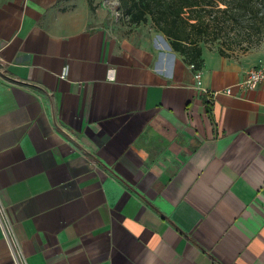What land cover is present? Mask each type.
<instances>
[{
    "label": "crops",
    "instance_id": "crops-1",
    "mask_svg": "<svg viewBox=\"0 0 264 264\" xmlns=\"http://www.w3.org/2000/svg\"><path fill=\"white\" fill-rule=\"evenodd\" d=\"M90 10L0 3V264H264V47L195 70Z\"/></svg>",
    "mask_w": 264,
    "mask_h": 264
},
{
    "label": "trees",
    "instance_id": "trees-1",
    "mask_svg": "<svg viewBox=\"0 0 264 264\" xmlns=\"http://www.w3.org/2000/svg\"><path fill=\"white\" fill-rule=\"evenodd\" d=\"M119 9L131 26L150 22L193 69L203 65L202 49L219 44L216 51L231 57L232 45L243 44L244 37L264 34V0H119ZM91 11L92 5L89 3ZM228 27L235 31L224 40ZM241 35H237V34ZM258 34V35H255ZM247 42V41H245ZM225 45H221V44ZM246 49L254 48L247 42ZM256 44V46H258ZM251 46V47H250Z\"/></svg>",
    "mask_w": 264,
    "mask_h": 264
},
{
    "label": "rangeland",
    "instance_id": "rangeland-1",
    "mask_svg": "<svg viewBox=\"0 0 264 264\" xmlns=\"http://www.w3.org/2000/svg\"><path fill=\"white\" fill-rule=\"evenodd\" d=\"M6 0H0V3L4 2ZM87 3L91 4L94 11H91V19L96 23V25L105 31L113 32L114 34L120 35V36H127V35H135V36H141V35H149V36H155L160 37L161 34L158 33L152 26L150 22L146 24H141L139 26H131L128 23V18L123 16L122 11L119 9L120 1L119 0H87ZM235 31L232 27H228L225 31L222 32V38L221 41L232 39L233 33ZM237 34V33H235ZM242 34V33H241ZM237 34V35H241ZM258 35V34H255ZM244 41L243 44L240 45H232L233 49L229 51V53L232 56H238L245 54L251 50L255 49H261L264 47V34L262 36H253L250 39L243 36ZM251 42L254 44V48L252 49H246L247 42ZM256 46V44H258ZM222 46L225 45L224 43L221 44ZM219 46V44H213L211 47L216 49ZM251 47V46H250Z\"/></svg>",
    "mask_w": 264,
    "mask_h": 264
},
{
    "label": "built area",
    "instance_id": "built-area-1",
    "mask_svg": "<svg viewBox=\"0 0 264 264\" xmlns=\"http://www.w3.org/2000/svg\"><path fill=\"white\" fill-rule=\"evenodd\" d=\"M191 68L193 67L191 66ZM196 79H197V84L200 87V74L199 73L196 74ZM237 86L239 87L241 91H246V92L253 91L257 89L259 86H264V62H260L256 66H254L252 69H250L247 72L245 78L240 83H238ZM222 92H224L227 95H230L231 88H226ZM215 94L217 93L215 92L214 95ZM0 221L2 225L3 236L7 239L10 248L17 249V252H16L17 255L21 254L18 243L8 227L7 219L5 217L3 209L1 208H0Z\"/></svg>",
    "mask_w": 264,
    "mask_h": 264
}]
</instances>
